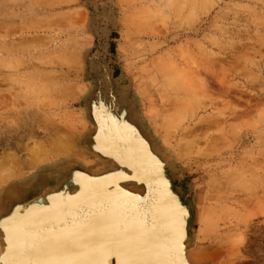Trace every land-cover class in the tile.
Returning <instances> with one entry per match:
<instances>
[{
    "label": "rangeland",
    "instance_id": "obj_1",
    "mask_svg": "<svg viewBox=\"0 0 264 264\" xmlns=\"http://www.w3.org/2000/svg\"><path fill=\"white\" fill-rule=\"evenodd\" d=\"M97 77L190 206L191 264H264V0H0V214L109 168L86 149Z\"/></svg>",
    "mask_w": 264,
    "mask_h": 264
},
{
    "label": "water",
    "instance_id": "obj_2",
    "mask_svg": "<svg viewBox=\"0 0 264 264\" xmlns=\"http://www.w3.org/2000/svg\"><path fill=\"white\" fill-rule=\"evenodd\" d=\"M86 106L95 127L86 149L111 167L70 166L14 196L0 214V264H191V208L127 93L97 77Z\"/></svg>",
    "mask_w": 264,
    "mask_h": 264
},
{
    "label": "bare ground",
    "instance_id": "obj_3",
    "mask_svg": "<svg viewBox=\"0 0 264 264\" xmlns=\"http://www.w3.org/2000/svg\"><path fill=\"white\" fill-rule=\"evenodd\" d=\"M160 148H162V147H160ZM41 150V149H40ZM76 154H78V153H76ZM31 156H32V154H31ZM38 157V156H37ZM36 157V158H37ZM73 157V156H72ZM75 157V156H74ZM33 158V157H32ZM74 159V158H73ZM75 160V159H74ZM77 160V159H76ZM17 161V160H16ZM15 161V162H16ZM82 161L85 163V165H86V167L87 168H94L93 166H100V163H98L94 158L93 159H90V160H87V158L86 159H84V158H82ZM16 163H18L19 164V162L17 161ZM75 163H77V162H75ZM103 166L105 167V168H107V167H111L110 166V164L108 163V162H104L103 161ZM100 168V167H99ZM103 170V169H102ZM101 170V171H102ZM100 171V170H99ZM90 173V172H89ZM98 173V172H97ZM31 177V176H30ZM32 178V177H31ZM27 179V178H26ZM25 181V180H24ZM29 181V180H28ZM23 182V181H22ZM25 185V184H24ZM122 188H124V189H126L127 191H129L130 193H133V194H135V191H133L132 189H129V188H125L124 186H121ZM18 192V191H17ZM17 195V194H16ZM114 195H115V197L116 196H118V195H120V194H118V193H114ZM15 196V195H14ZM2 203V202H1ZM132 204H135V201H133L132 203H131V205ZM7 209V208H6ZM137 228H139L138 226L136 227V228H134V230L135 229H137ZM69 232H63L62 234L63 235H65V234H68ZM104 232L102 231V234H103Z\"/></svg>",
    "mask_w": 264,
    "mask_h": 264
}]
</instances>
